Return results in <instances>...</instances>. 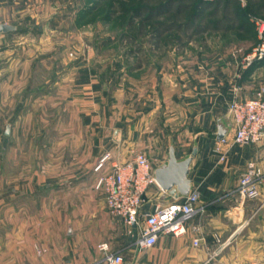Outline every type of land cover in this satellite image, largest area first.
<instances>
[{"label": "crops", "instance_id": "1", "mask_svg": "<svg viewBox=\"0 0 264 264\" xmlns=\"http://www.w3.org/2000/svg\"><path fill=\"white\" fill-rule=\"evenodd\" d=\"M74 12L57 0H0V23L16 27L0 32V264H107L101 243L122 264H264V139L229 145L223 162L212 150L230 102L264 94V60L240 70L234 45L214 33L132 69L80 34ZM195 139L189 177L203 210L190 223L201 244L189 223L139 251L140 227L111 214L95 182L139 151L152 170L170 147L182 158ZM249 162L263 172L257 200L237 190ZM181 197L156 183L144 209Z\"/></svg>", "mask_w": 264, "mask_h": 264}, {"label": "built area", "instance_id": "2", "mask_svg": "<svg viewBox=\"0 0 264 264\" xmlns=\"http://www.w3.org/2000/svg\"><path fill=\"white\" fill-rule=\"evenodd\" d=\"M243 1V0H241ZM251 22L255 26L258 42L248 52L242 48L234 51L240 54L239 69H248L255 61L264 59V18L252 16ZM231 121L232 135L217 139L213 145V152L223 162L226 158L227 147L232 144L259 143L264 139V94L259 92L256 97L246 100H232L228 107ZM111 159L110 152H106L98 160L94 171H101ZM263 178L262 170L249 162L246 171L241 175L237 190L248 200L260 198V183ZM156 184L151 164L144 152H136L131 161L116 163L110 172L100 173L95 188L102 191L107 207L111 214L120 217L125 224L140 227V236L136 245L139 251L153 246L159 234L181 236L187 232V224L203 209L198 205L199 192L196 189L182 196L179 200L161 204L157 203L151 209L145 210L147 201L145 193L149 186ZM194 233L192 246L201 244L199 227L189 224ZM98 248L105 252L107 264H122L121 254L108 252L106 243L98 244Z\"/></svg>", "mask_w": 264, "mask_h": 264}, {"label": "trees", "instance_id": "3", "mask_svg": "<svg viewBox=\"0 0 264 264\" xmlns=\"http://www.w3.org/2000/svg\"><path fill=\"white\" fill-rule=\"evenodd\" d=\"M80 6L75 22L107 21L124 17L117 42H150L151 52L183 48L207 33H246L252 16L264 18V0H92ZM140 49V48H139ZM264 60V59H263ZM255 61L249 69L258 62ZM146 61V58H144ZM141 62L133 68L140 67Z\"/></svg>", "mask_w": 264, "mask_h": 264}, {"label": "rangeland", "instance_id": "4", "mask_svg": "<svg viewBox=\"0 0 264 264\" xmlns=\"http://www.w3.org/2000/svg\"><path fill=\"white\" fill-rule=\"evenodd\" d=\"M61 6H73L74 8V16L76 14L77 9L80 6H88L89 4H92V0H57ZM65 18V17H64ZM124 17H119L116 19V23H110L107 21H92L89 23L83 22H75L77 26V30H79L80 34L82 35H87V37L94 38L96 44L100 43L101 40H105V42H108L110 46L102 47L103 52L105 54H110V55H120L121 58H124L125 65H128L127 67L132 68L134 64H137L141 62L142 64H147L148 61L150 60L152 54L155 53H162L161 50L159 51H153L151 52V44L150 42L145 41L143 43H136L135 45H129L125 44V41H120L117 42V37L120 36L122 32V25ZM251 22V20L249 19ZM252 23V22H251ZM205 35V34H203ZM201 35V36H203ZM221 35V34H220ZM209 36H218L217 34L214 33H207L206 37L209 40ZM223 38H227L229 43L231 42V45L233 47V50H237L239 48H242L244 52L251 51L257 44L258 39H257V33L255 30V26L252 23V25L249 27V30L246 33H240V34H234V33H228V34H222ZM200 37V36H199ZM198 37V38H199ZM212 37V38H213ZM198 38H195L198 40ZM193 39V40H195ZM192 40V41H193ZM213 42L212 40H210ZM87 46L90 45L91 41H86L84 42ZM198 45V43H197ZM187 46V45H186ZM243 46H248L244 48ZM99 47H101L99 45ZM140 48V49H139ZM184 48V47H183ZM182 48H169L167 52H170L172 50H177L180 51ZM144 58H146V61H144ZM122 60V59H121ZM123 63V62H122Z\"/></svg>", "mask_w": 264, "mask_h": 264}, {"label": "water", "instance_id": "5", "mask_svg": "<svg viewBox=\"0 0 264 264\" xmlns=\"http://www.w3.org/2000/svg\"><path fill=\"white\" fill-rule=\"evenodd\" d=\"M16 27L11 24H1L0 32H8ZM231 129L229 113L217 120V139L224 138ZM9 132V127L7 128ZM119 131H116L115 138L118 139ZM198 153L197 139L194 140L191 151L182 158H177L174 147H170L167 159L160 166L153 170V176L159 187L177 199L187 195L192 189V180L189 177L191 163Z\"/></svg>", "mask_w": 264, "mask_h": 264}]
</instances>
